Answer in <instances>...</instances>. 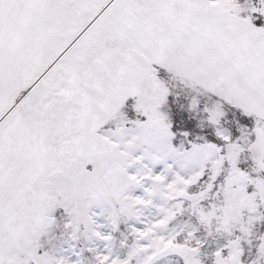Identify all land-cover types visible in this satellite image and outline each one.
<instances>
[{
    "label": "snow or ice",
    "instance_id": "1",
    "mask_svg": "<svg viewBox=\"0 0 264 264\" xmlns=\"http://www.w3.org/2000/svg\"><path fill=\"white\" fill-rule=\"evenodd\" d=\"M86 253L264 264V0H0V264Z\"/></svg>",
    "mask_w": 264,
    "mask_h": 264
},
{
    "label": "rangeland",
    "instance_id": "2",
    "mask_svg": "<svg viewBox=\"0 0 264 264\" xmlns=\"http://www.w3.org/2000/svg\"><path fill=\"white\" fill-rule=\"evenodd\" d=\"M155 212V209L154 208H146L143 210V214L145 216H151L152 213ZM185 220H187V216L185 217H181L177 220L176 224H177V227H180L184 224ZM122 237H117V240L115 242V246H114V254L115 253H120V254H123V252L125 251V249L121 248L120 247V244H119V240L121 239ZM70 243H76L77 245V248H80V247H84V248H87V247H98V248H103V244L102 242L100 241H97V240H93V241H89L85 235L81 234L80 237H79V240L76 241V242H71ZM68 245L65 244L64 247H67ZM84 259V264H89V260H90V256L86 253L85 254V257L83 258ZM158 264H174V261L170 260L169 258H164L162 260H160L158 262Z\"/></svg>",
    "mask_w": 264,
    "mask_h": 264
}]
</instances>
